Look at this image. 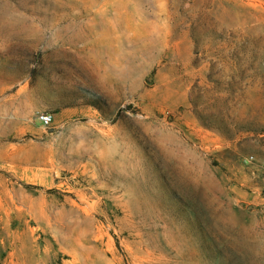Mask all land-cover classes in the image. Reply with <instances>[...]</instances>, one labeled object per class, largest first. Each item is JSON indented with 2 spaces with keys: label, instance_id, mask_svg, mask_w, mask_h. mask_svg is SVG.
Wrapping results in <instances>:
<instances>
[{
  "label": "rangeland",
  "instance_id": "obj_1",
  "mask_svg": "<svg viewBox=\"0 0 264 264\" xmlns=\"http://www.w3.org/2000/svg\"><path fill=\"white\" fill-rule=\"evenodd\" d=\"M0 264H264V0H0Z\"/></svg>",
  "mask_w": 264,
  "mask_h": 264
},
{
  "label": "built area",
  "instance_id": "obj_2",
  "mask_svg": "<svg viewBox=\"0 0 264 264\" xmlns=\"http://www.w3.org/2000/svg\"><path fill=\"white\" fill-rule=\"evenodd\" d=\"M38 119L44 126H49L53 122V116L48 113L40 115Z\"/></svg>",
  "mask_w": 264,
  "mask_h": 264
}]
</instances>
